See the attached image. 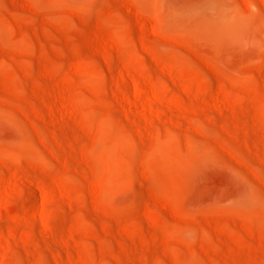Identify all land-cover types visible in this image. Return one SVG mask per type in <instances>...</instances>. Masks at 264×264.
Returning <instances> with one entry per match:
<instances>
[{"label":"rangeland","instance_id":"1","mask_svg":"<svg viewBox=\"0 0 264 264\" xmlns=\"http://www.w3.org/2000/svg\"><path fill=\"white\" fill-rule=\"evenodd\" d=\"M0 264H264V0H0Z\"/></svg>","mask_w":264,"mask_h":264},{"label":"bare ground","instance_id":"2","mask_svg":"<svg viewBox=\"0 0 264 264\" xmlns=\"http://www.w3.org/2000/svg\"><path fill=\"white\" fill-rule=\"evenodd\" d=\"M127 94V93H126ZM126 96V95H125ZM129 97V96H128ZM126 98H127V96H126ZM127 101H128V99H127ZM130 102V101H129Z\"/></svg>","mask_w":264,"mask_h":264}]
</instances>
